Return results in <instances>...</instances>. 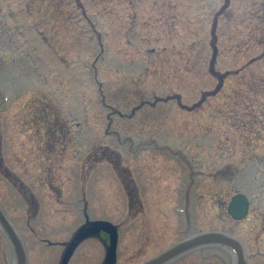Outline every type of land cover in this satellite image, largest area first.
<instances>
[{
	"label": "rangeland",
	"instance_id": "rangeland-1",
	"mask_svg": "<svg viewBox=\"0 0 264 264\" xmlns=\"http://www.w3.org/2000/svg\"><path fill=\"white\" fill-rule=\"evenodd\" d=\"M0 207L29 264H60L85 211L138 264L184 236L186 208L191 233L231 231L264 264V0H0ZM103 254L90 238L68 264Z\"/></svg>",
	"mask_w": 264,
	"mask_h": 264
},
{
	"label": "water",
	"instance_id": "water-1",
	"mask_svg": "<svg viewBox=\"0 0 264 264\" xmlns=\"http://www.w3.org/2000/svg\"><path fill=\"white\" fill-rule=\"evenodd\" d=\"M247 209L248 200L243 194L233 196L228 206V211L234 218H242L247 213ZM90 225L92 228L89 229V232L87 231L88 233H96L100 229H105L110 232L113 241L105 264H112L114 261L113 248L115 246L114 226L106 221H91ZM0 227L11 244L14 259L13 264H27V252L24 243L13 224L1 209ZM74 245L75 242H72L71 247L64 256L63 264L66 263ZM207 245L225 247L232 254L233 264H246V254L240 240L232 233L222 231H207L187 236L179 243L142 264H166L185 252Z\"/></svg>",
	"mask_w": 264,
	"mask_h": 264
},
{
	"label": "flooded vegetation",
	"instance_id": "flooded-vegetation-1",
	"mask_svg": "<svg viewBox=\"0 0 264 264\" xmlns=\"http://www.w3.org/2000/svg\"><path fill=\"white\" fill-rule=\"evenodd\" d=\"M102 235H103L104 237H107V236H108V234L105 233V232H102Z\"/></svg>",
	"mask_w": 264,
	"mask_h": 264
}]
</instances>
